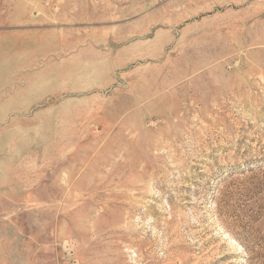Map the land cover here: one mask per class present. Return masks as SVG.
Wrapping results in <instances>:
<instances>
[{"label":"rangeland","instance_id":"374dc122","mask_svg":"<svg viewBox=\"0 0 264 264\" xmlns=\"http://www.w3.org/2000/svg\"><path fill=\"white\" fill-rule=\"evenodd\" d=\"M0 264H264V0H0Z\"/></svg>","mask_w":264,"mask_h":264}]
</instances>
